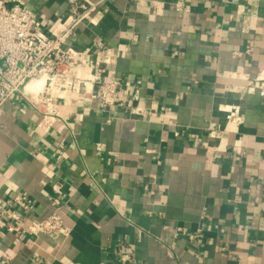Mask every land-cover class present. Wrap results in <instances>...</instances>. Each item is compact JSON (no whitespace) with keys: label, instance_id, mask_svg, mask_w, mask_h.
<instances>
[{"label":"crops","instance_id":"obj_1","mask_svg":"<svg viewBox=\"0 0 264 264\" xmlns=\"http://www.w3.org/2000/svg\"><path fill=\"white\" fill-rule=\"evenodd\" d=\"M88 1L96 10L66 44L74 67L120 81L126 103L67 97L49 132L23 94L0 109V206L32 201L23 237L0 220V256L264 264V0ZM26 2L47 37L63 29L71 0ZM55 198L68 235L35 236Z\"/></svg>","mask_w":264,"mask_h":264},{"label":"built area","instance_id":"obj_2","mask_svg":"<svg viewBox=\"0 0 264 264\" xmlns=\"http://www.w3.org/2000/svg\"><path fill=\"white\" fill-rule=\"evenodd\" d=\"M96 5L88 0H71L67 20L63 29L54 37H47L42 31L38 15L32 11L26 0H0V109L16 94H23L31 103L34 111L40 115L38 126L49 132L54 122L60 117L59 101L67 97L85 96L92 101L98 99L101 108L113 109L124 107L126 101L120 95V81L103 80L90 72L81 75L74 67L79 53L67 47V42L80 25L90 18ZM235 56H242L236 52ZM44 80L42 90L28 91L33 83ZM264 96V82L260 86ZM139 99L136 90L132 101ZM227 119L239 117V109L231 108ZM52 190L62 194V185L54 183ZM55 212L49 217L34 223V235L62 233L67 236L64 219L60 214V201L55 198ZM32 201L26 194L15 197L8 207L0 206V220L6 219L7 232L19 237L29 231L25 220L18 216V211H29ZM202 237V229L189 236L191 241ZM122 262H132L130 255L120 256ZM11 257L0 256V263L7 264Z\"/></svg>","mask_w":264,"mask_h":264},{"label":"bare ground","instance_id":"obj_3","mask_svg":"<svg viewBox=\"0 0 264 264\" xmlns=\"http://www.w3.org/2000/svg\"><path fill=\"white\" fill-rule=\"evenodd\" d=\"M44 83H45L44 80L37 81V82L33 83L32 86L29 87L28 91L37 92L39 90H42Z\"/></svg>","mask_w":264,"mask_h":264}]
</instances>
